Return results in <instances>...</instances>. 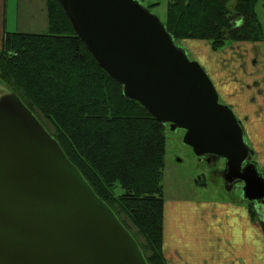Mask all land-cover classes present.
Segmentation results:
<instances>
[{
	"label": "water",
	"instance_id": "1",
	"mask_svg": "<svg viewBox=\"0 0 264 264\" xmlns=\"http://www.w3.org/2000/svg\"><path fill=\"white\" fill-rule=\"evenodd\" d=\"M96 62L197 156L225 161V181L264 202V174L247 162L232 108L198 61L139 0H57ZM245 163V164H244ZM229 190V188H227ZM0 264H148L128 229L58 141L0 82Z\"/></svg>",
	"mask_w": 264,
	"mask_h": 264
},
{
	"label": "trees",
	"instance_id": "2",
	"mask_svg": "<svg viewBox=\"0 0 264 264\" xmlns=\"http://www.w3.org/2000/svg\"><path fill=\"white\" fill-rule=\"evenodd\" d=\"M257 1L168 0L163 25L177 46L198 39L219 51L228 41H259L263 34ZM46 9V32H5L0 82L36 114L129 232L125 219L131 223L147 263L167 264L160 183L166 124L123 94L122 85L99 66L57 0H46Z\"/></svg>",
	"mask_w": 264,
	"mask_h": 264
},
{
	"label": "crops",
	"instance_id": "3",
	"mask_svg": "<svg viewBox=\"0 0 264 264\" xmlns=\"http://www.w3.org/2000/svg\"><path fill=\"white\" fill-rule=\"evenodd\" d=\"M39 1L36 6L31 0H26L18 7L17 32L43 33L48 30L46 0ZM8 23L9 15L5 7L0 13V30H7ZM183 43L184 46L189 45L191 51L199 48L204 50L206 56H212L209 63L201 66L240 121L244 134L252 144L256 164L264 171V37L254 42H231L219 51H214L206 40L188 39L183 40ZM205 59L208 60L207 57ZM256 219L243 206H220L214 222L219 243L222 244L217 247V257H211L210 264H221L222 259L226 258L231 264H264V234L261 226L264 221L258 216ZM170 222L174 223L169 216L166 220L163 205L162 249L167 264H209L210 256L204 255L205 247L198 259L196 254L188 251L187 241ZM209 244L206 243L207 246ZM230 247L235 252L232 257L226 250ZM208 251L211 253L212 249ZM222 255L225 257L222 258Z\"/></svg>",
	"mask_w": 264,
	"mask_h": 264
},
{
	"label": "rangeland",
	"instance_id": "4",
	"mask_svg": "<svg viewBox=\"0 0 264 264\" xmlns=\"http://www.w3.org/2000/svg\"><path fill=\"white\" fill-rule=\"evenodd\" d=\"M26 0H0V13L8 10L9 23L7 30H0V46L5 32H17L16 11ZM38 5L39 0H31ZM140 3L149 9L163 23L166 20L168 0H139ZM257 17L262 26L264 37V4L258 0L255 5ZM15 21V22H14ZM231 42H227L226 46ZM178 46L186 50L189 59L196 60L200 65L209 63L212 56L205 55L204 50L197 48L194 51L184 46L183 40L178 42ZM205 57L208 58L205 59ZM219 57V55H217ZM223 57H220L222 59ZM203 66V65H202ZM214 85V84H213ZM215 87V85H214ZM217 90V89H216ZM219 102L227 104L221 93H218ZM228 105V104H227ZM243 123V122H242ZM184 130L181 128L171 129L166 124L164 129L165 136V155L164 168L162 171L161 187L164 199V210L166 220L168 216L175 231L182 234L187 241V249L191 254H196L201 258L202 248L205 247L204 255H209V264L213 256L217 257V247L219 243V233L214 222V216L223 204L243 206L248 210L253 205L238 192H229L222 179L213 178L209 175L207 165L199 160L193 149L183 142ZM245 142L252 148L249 139L244 134ZM255 159V155L253 157ZM257 163V162H256ZM217 207V208H216ZM252 210V209H251ZM254 210V209H253ZM252 210V211H253ZM125 219V217L122 215ZM257 220L256 217H253ZM133 237L139 240L135 234L134 227L127 220ZM263 220V219H262ZM141 240H143L141 238ZM206 243H211L208 246ZM212 249L211 253L208 251ZM224 247L222 246V249ZM232 257L234 248H226ZM208 253V254H207ZM225 256L222 255V258ZM228 258L222 259L221 264H231Z\"/></svg>",
	"mask_w": 264,
	"mask_h": 264
},
{
	"label": "flooded vegetation",
	"instance_id": "5",
	"mask_svg": "<svg viewBox=\"0 0 264 264\" xmlns=\"http://www.w3.org/2000/svg\"><path fill=\"white\" fill-rule=\"evenodd\" d=\"M168 125V123H166ZM199 160L202 161L204 164L207 165V168L209 170V175L213 178L222 179L224 182V185L226 188H229V192H238L239 195H242V185L243 183L238 179H233L232 181H225V176L227 174V171L225 169V161L221 157L213 156V155H207V156H198ZM247 162H255L253 157L246 160ZM244 163V164H245ZM258 170L261 171L263 174L264 172L261 170V168L258 167ZM253 205V209L255 210L258 217H260L261 221H264V202L256 203V201H250ZM263 219V220H262Z\"/></svg>",
	"mask_w": 264,
	"mask_h": 264
}]
</instances>
